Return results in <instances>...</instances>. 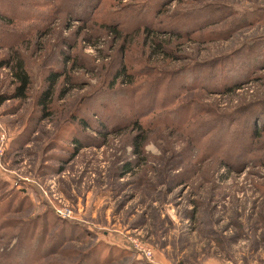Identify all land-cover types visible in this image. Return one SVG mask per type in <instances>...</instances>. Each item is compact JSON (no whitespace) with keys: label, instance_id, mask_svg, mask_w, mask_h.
I'll list each match as a JSON object with an SVG mask.
<instances>
[{"label":"rangeland","instance_id":"374dc122","mask_svg":"<svg viewBox=\"0 0 264 264\" xmlns=\"http://www.w3.org/2000/svg\"><path fill=\"white\" fill-rule=\"evenodd\" d=\"M13 42L0 264H264V0H0V58Z\"/></svg>","mask_w":264,"mask_h":264},{"label":"trees","instance_id":"16d2710c","mask_svg":"<svg viewBox=\"0 0 264 264\" xmlns=\"http://www.w3.org/2000/svg\"><path fill=\"white\" fill-rule=\"evenodd\" d=\"M16 43L18 42H13L9 48H14L16 46ZM12 55L5 57V58H0V69L3 67H7L10 69L11 75L16 79L17 84L14 88L13 91V97H19V98H25L26 96V91L28 90V87L30 85V76L25 68L24 62L23 60L18 57L15 56L16 55V51L14 49ZM63 75L62 72H60L59 70H54L52 73L48 74L46 77V81H45V86L44 88L40 91L38 100H37V105L40 107V111H42L45 115L44 117H47L48 115H50V107H51V98L53 96V91H54V87L59 79V77H61ZM115 81L117 79H128L130 77L129 72L127 71L125 66H122L121 69H119L116 73H115ZM231 81V80H230ZM229 81V82H230ZM239 79H234L233 81H231L230 83L224 85L221 84L220 85V89H222L224 91V93H229L231 91H233L238 87V82ZM184 84H180L179 87H182L184 89H186L184 86ZM188 89V88H187ZM81 123H83L84 125H89L88 122L83 118L81 120H79ZM138 126L140 124H137ZM141 127V126H139ZM80 140L73 138V142L75 143V147H77L76 149L78 150V148L80 147ZM136 147L135 148V152L136 153H140V146L139 144L135 143ZM77 150L75 152H77ZM124 170L122 171L123 175L126 173H130L131 171V167L129 165V163L126 164L125 167H123ZM60 170H62V168H60ZM56 215V214H55ZM57 216V215H56ZM58 218H60L58 216ZM60 219H66V218H60ZM109 248V247H108ZM35 261V260H32ZM34 264H36L34 262Z\"/></svg>","mask_w":264,"mask_h":264},{"label":"built area","instance_id":"2783aa9c","mask_svg":"<svg viewBox=\"0 0 264 264\" xmlns=\"http://www.w3.org/2000/svg\"><path fill=\"white\" fill-rule=\"evenodd\" d=\"M5 135L3 133H1V138H2V142H3V137ZM37 184V182H36ZM40 188L41 186L38 185ZM41 190L46 193L45 189L41 188ZM51 207L54 211V213L59 216L60 218H71L72 217V211L68 208H66L65 206H62L60 204H56L54 202H51ZM137 249L139 252H141L143 255H145L147 258H151L152 256V251L150 250L149 247H144V246H137Z\"/></svg>","mask_w":264,"mask_h":264}]
</instances>
